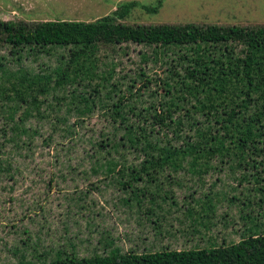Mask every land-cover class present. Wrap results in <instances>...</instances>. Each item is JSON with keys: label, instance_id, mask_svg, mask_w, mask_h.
<instances>
[{"label": "rangeland", "instance_id": "obj_1", "mask_svg": "<svg viewBox=\"0 0 264 264\" xmlns=\"http://www.w3.org/2000/svg\"><path fill=\"white\" fill-rule=\"evenodd\" d=\"M128 1L136 3L122 20L128 25H264V0H0V20L90 21ZM153 6L154 11L147 9ZM73 49L0 43V264H50L64 253L90 257L206 248L264 236V149L239 164L232 156L219 162L199 152L207 161L201 157L194 163L199 156L185 154L148 167L141 150L125 149L117 135L110 138L111 118L124 113L132 119L141 109L145 129L148 115L159 113L168 128L180 130L177 137L153 126L159 150L187 143L180 138L185 132L197 142H210L214 132L216 140L219 127L211 116L201 124L198 110L193 117L185 110L192 99H205L182 84L189 81L190 58L201 47L98 42L70 58ZM214 51L233 68L220 78L223 85L212 99L216 109L228 105L227 111L239 97L243 46L231 42ZM259 53L264 57V47ZM61 69L64 76H56ZM31 76L35 84L47 83V90L23 88L45 102L17 120L21 112L13 115L7 99H14L18 79ZM125 99L136 100L134 109L110 108V101ZM234 110H242L241 102ZM245 115L239 114L225 133ZM195 120L197 126L185 131ZM112 143L116 149H109Z\"/></svg>", "mask_w": 264, "mask_h": 264}, {"label": "trees", "instance_id": "obj_2", "mask_svg": "<svg viewBox=\"0 0 264 264\" xmlns=\"http://www.w3.org/2000/svg\"><path fill=\"white\" fill-rule=\"evenodd\" d=\"M159 1V0H158ZM136 3L133 1L119 2L109 13L99 16L90 21L53 19L46 21H13L0 20V43L11 46L23 44L32 45H74L76 49L69 51L70 58L83 54V51L98 42L119 44V43H141L145 45H195L201 47L195 51L194 58H190L192 66L187 72L188 82L182 84L188 85L192 92L199 94L203 99H192L188 102L189 117H193L196 110L201 114V124H205L209 116L213 122H217L219 131L215 140L213 132L210 142L194 141L191 132H185L181 135V140H188L187 143L180 144L176 148L159 150L157 148L156 133L153 134L151 128L160 125L168 128V122L159 113H150V128L145 129L142 118L139 117L141 109L132 114L129 119L124 113L116 114L111 118V139L118 136V141H122V146L129 151L141 150V161L143 166L154 167L172 162L176 157H183L190 154L193 157L201 153L212 154L218 157L222 162L228 156L234 157L239 164L245 156V161H252V154H256L264 149V63L257 67V61L264 59L260 57V50L264 47V25H230L222 27L218 24H195L185 23H160V24H138L128 25L122 20L127 16L130 9ZM157 6V5H156ZM156 6L148 7V10L154 11ZM239 42L243 46V53L239 60V89L238 99L234 104L224 111V107L217 108L214 103V93H218V87L221 88L222 82L218 84L220 78L232 74L233 68L224 65L219 57L215 56V46L226 43ZM211 50V51H210ZM225 50V49H224ZM224 50L218 52L220 57L225 53ZM212 52V53H211ZM228 57V56H226ZM255 72L259 74V80ZM27 78L26 74H22ZM58 77L64 76V69L55 72ZM32 77L28 80L18 79L17 86L13 94L14 99H7L12 102L8 106L9 111L14 115L21 112L17 120L22 115L27 114V110L38 108L45 99H36L35 94L26 93L23 86L36 87V93H44L47 90V83L35 84ZM212 91V92H211ZM219 99V97H216ZM172 100V99H170ZM180 103L186 102L182 99H173ZM136 100L130 99L122 103L109 102L110 108L134 109ZM161 103H168L160 100ZM242 104V110H234L238 104ZM170 103V102H169ZM203 105L199 107L200 105ZM46 106L51 110L52 105L47 102ZM128 106H130L128 108ZM195 106L198 109H195ZM174 107V106H173ZM216 109L208 115L209 109ZM228 108V107H227ZM179 109V107H178ZM246 112V120L243 118L235 122L229 133L224 129L231 122L239 117V114ZM233 114V115H232ZM237 114V115H235ZM10 116V113L8 114ZM233 116V118H232ZM232 118V120H230ZM114 119H117L116 121ZM139 121V123H138ZM18 122V121H17ZM179 123V122H178ZM192 126L185 131H189L197 122L192 121ZM190 123V124H191ZM180 124V123H179ZM186 126L187 123H186ZM177 128V127H174ZM174 128H168L179 136V131ZM227 134V135H226ZM106 146V145H105ZM118 145L112 143L109 149H116ZM168 146V145H167ZM166 146V147H167ZM156 147L154 152L148 148ZM148 149V151H145ZM234 152H230L233 150ZM201 152V153H199ZM199 153V154H198ZM199 156L194 159L196 163ZM50 264H264V236L247 235L235 242L229 244H220L206 248L193 249H162L155 252H125L116 251L106 255H93L90 257H76L72 254L64 253L57 255Z\"/></svg>", "mask_w": 264, "mask_h": 264}]
</instances>
